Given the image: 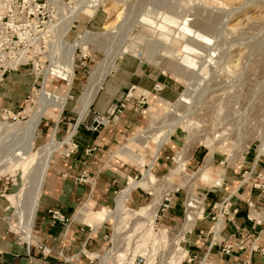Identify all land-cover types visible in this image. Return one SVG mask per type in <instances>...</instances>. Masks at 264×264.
I'll list each match as a JSON object with an SVG mask.
<instances>
[{"label":"rangeland","instance_id":"374dc122","mask_svg":"<svg viewBox=\"0 0 264 264\" xmlns=\"http://www.w3.org/2000/svg\"><path fill=\"white\" fill-rule=\"evenodd\" d=\"M9 1L11 5L0 10V60L11 56L17 45L26 54L21 60H28L27 65L34 68L37 78L28 100L17 111L0 113V179L7 181V193L27 189L24 174L35 156L14 167L7 163L28 140L26 125L38 115H52L49 111L57 104V94L66 97L63 110L58 120L47 117L41 121L34 142L35 148L43 145L52 130L56 141H61L75 126L71 144L65 145L67 150L54 155L55 167L61 156L69 157L79 150L80 137L85 138L86 126L96 124L93 120L97 114L107 122L99 124L96 134L118 124L122 113L115 110L109 114L112 105L108 111L98 113L93 104L112 78L119 58L134 55L175 81L180 94L176 100L168 101L145 92L149 107L141 104L144 111L138 113V132L128 138L136 131L132 128L100 153L106 155L122 144V148L130 144L132 153L122 155L129 162L113 157L112 165L117 167L120 163V168L135 180L143 178L142 171L152 163L155 178H150V187L158 190L136 186L132 192L141 194L132 197L129 207H147L148 212H156L155 217L145 221V217H140L143 212L137 215V210L123 205L114 207L120 189L110 203L97 202V209L92 211L83 204L81 212L87 214L91 226L111 220L107 221L112 234L107 248L116 259L118 255L129 261L139 255L143 264H198V258L184 260L187 250L183 233H193V227L189 230L188 214L183 223L185 203L190 208L188 212L195 211L202 197L203 212L204 194L215 188L211 186L226 166L238 169L248 157L264 158V0ZM72 53L74 73L68 86L59 76ZM93 88L94 99H85L81 105L82 93ZM79 112L85 115L77 121ZM169 131V141L178 137V147L168 151L167 158L162 147L154 159L150 146L158 144ZM136 135L140 140L151 138L143 144L134 141ZM90 147H94L92 154L98 152L94 145L84 149ZM180 150L185 152V164L179 158ZM195 151L202 160L186 164V157ZM209 154L212 158L206 165L208 175L201 178V165ZM158 159L167 160L168 164L157 170ZM166 193L173 198L169 208L161 210L160 202ZM229 206L221 208L227 210ZM12 211L13 208V219L16 211L13 216ZM219 213L217 209L210 214L213 219H205L210 221L208 227ZM181 251L185 252L183 256Z\"/></svg>","mask_w":264,"mask_h":264},{"label":"crops","instance_id":"0c3cea01","mask_svg":"<svg viewBox=\"0 0 264 264\" xmlns=\"http://www.w3.org/2000/svg\"><path fill=\"white\" fill-rule=\"evenodd\" d=\"M36 78L35 72L28 65L7 71L0 81V113L17 111L33 91ZM156 84H161L162 88L158 89ZM145 92L174 101L180 94V88L175 81L150 68L136 56L120 57L112 78L102 87L93 104L94 111L104 113L111 105L121 100L124 108L118 124L98 134L84 131L85 138L80 137L79 150L75 154L69 157L61 156L56 167V159H53L46 171L31 228L32 233L27 240L22 238L21 230L14 218L10 217L11 208L12 216L15 212L12 203L15 192L7 193L9 187L7 181L0 179V264L130 262L118 255L116 259V256L110 254L112 250L107 248L112 235L107 221L111 220L93 227L86 219L87 214L81 212V208L87 200L93 202L87 203L91 209H97L95 204L100 201L110 203L113 194L120 189L114 199L115 207L118 194L128 189L130 182L135 181L128 171L120 168V163L117 167L112 165L113 157L123 158L129 162L119 154L123 144L106 155L100 152L116 143L120 136L126 135L132 128L136 131L128 138H132L138 132L140 129L138 113L139 110L142 114L144 111L141 104L149 107ZM179 143L178 137H171L170 141L165 142L158 153L154 154V159L162 147H164L162 152H166L164 157H169L168 151H174ZM89 145L97 147L98 152L86 154L84 147ZM134 145L131 148H134ZM165 147L169 149L166 150ZM180 151L179 158L185 164L183 160L185 152ZM208 156L201 167L211 162L212 155ZM174 157L172 159L175 160ZM158 160L157 170L163 168L159 166L165 167L168 164L167 160ZM201 160L202 156L195 151L186 157V164L199 163ZM151 167L150 173L155 178ZM222 172L218 180L222 181V184L214 189H208L204 194L203 212L202 197L195 211L188 212L190 208L185 203L183 223L188 214L189 230L193 227V233L185 234L184 247L187 252L184 260L191 262L198 258V264H264V158L248 157L238 169L232 167L229 169L226 166ZM80 176L85 179L79 181ZM148 184L149 186L131 187L125 207L133 211L143 207L132 209L129 202L133 196L137 198V194H141L140 191L132 192L136 186L158 190L156 187H150L152 185L150 178H146V185ZM226 198L230 206L224 210L221 203ZM217 209L220 213L212 226L208 227L210 221L205 219H213L210 214ZM50 210H59L64 219H52ZM88 220L91 221L92 218L89 217ZM114 259L117 262H114Z\"/></svg>","mask_w":264,"mask_h":264},{"label":"bare ground","instance_id":"6f19581e","mask_svg":"<svg viewBox=\"0 0 264 264\" xmlns=\"http://www.w3.org/2000/svg\"><path fill=\"white\" fill-rule=\"evenodd\" d=\"M68 58L69 59L65 62V66L62 68V72H61V75L59 76V78L61 80L65 81L68 84V86H70L71 81H72V76L74 73V63H75L74 54L72 53L71 55H69ZM89 83H90V81H89ZM94 92H95L94 88L90 89V90L85 89V91L82 93V96L79 100V103L81 105H84L85 99H89L90 97L93 98L95 96V95H93ZM57 97L59 98L57 101V104L54 106V108L51 111H49V113H52V115H50V114H45V115H41V116L38 115L37 118H35L29 122V125H26L25 130H26V133L28 135V140L26 139L24 146L23 147L21 146L20 149L13 152L14 154H13L11 160H9L8 163L6 162L9 166L11 164L14 167L16 165L17 166L22 165V163H24L28 157L35 156V161L33 162V164H31L30 169H28V171L24 174V176H27V182H28L27 189L26 190L20 189L19 192L15 193L12 196V203H13V206L15 207V211H16V218H14V221L22 232V235H21L22 238L26 239V240L30 238V233H32L31 228L33 225L36 206H37L38 198H39V195H40V192L42 189V185H43V181L45 178L47 167L53 161L54 155L56 152H65L67 150L65 145L71 144V135L75 129V126H74L73 130L70 131L68 134H66L65 138L61 141H56V139L54 137V134H55L54 130H52L50 133L49 139L43 145H40L36 148L34 147V142L36 141V136H37L36 133H37V130H39L38 128H39L41 121L47 117L58 120V118H59V116L63 110V104L66 100V97L62 96L60 94H57ZM87 108H88V106H86L85 111H87ZM84 115H85V112L82 115H81V112H79V116H78L77 121L82 119L84 117ZM170 134H171V131L166 133V135L161 139V141L158 144L156 143L154 147L150 146L152 148L151 152L153 154L158 153L160 147L165 142H167L169 140ZM150 138L151 137H149V138L147 137L146 139L140 140L139 136L136 135L133 139H134V141H139V142L142 141V143L145 144ZM156 142H157V139H156ZM119 153H120V155H123V156H127L126 154L132 153V150H130V144L126 147H123L119 151ZM8 158H10V157H8ZM152 160H154V159H152ZM140 163L144 164V159H141ZM151 164L149 165L148 168H146L144 171H142L143 172V176H142L143 178H141L140 180H135V181L130 182L129 188L126 189L124 192L118 194L117 201H116V205L118 207H121L122 205H123L122 207L126 206L127 194H128V191L131 187H133L135 185H144V184H146V181H145L146 178L152 177V174L150 173ZM200 171L202 173L201 178H205L208 175L206 165H204L200 169ZM221 184H222V181L217 180L216 183L214 182V184H212L211 188L212 187H215V188L219 187ZM87 203L92 204L93 202L87 200V201H85L83 207L85 209H88L89 211L94 210V209H91ZM146 208L147 207H141L139 210H137L135 212L137 215H140L143 212L144 214H142L140 217H142V218L145 217L144 218L145 221H147L150 218H151V220H153L155 217L154 214L156 212L155 213L154 212H152V213L148 212L147 211L148 209H146ZM101 223H103V221H101V222L98 221L96 224H94L92 226L95 227ZM184 236H185V233H183V237ZM184 249H186V248L184 247ZM183 253H185V252L181 251L180 255L183 256ZM133 259H134V257H133ZM133 259H131L129 261L132 262ZM123 263H125V262H123ZM119 264H121V263H119Z\"/></svg>","mask_w":264,"mask_h":264},{"label":"built area","instance_id":"2783aa9c","mask_svg":"<svg viewBox=\"0 0 264 264\" xmlns=\"http://www.w3.org/2000/svg\"><path fill=\"white\" fill-rule=\"evenodd\" d=\"M11 1L13 3H19L20 1H25V2H28V3H32V2H36L37 0H11ZM36 4L39 5V3H36ZM10 5H11V3H10L9 0H0V10L1 11L6 6H10ZM14 46H15L16 51L13 52V54L11 56H9L8 58H5V59L0 60V81L3 79V76H4V74L7 71H10L12 69H15L18 66L27 65L28 64V60L27 59L25 61L21 60V56L22 55H25L26 56L25 52L22 51V50H18L17 45H14ZM32 69H34V68L32 67ZM35 74H36V72H35ZM36 77H37V74H36ZM156 87L158 89H160V88H162V85L161 84H156ZM27 100L28 99H25V102ZM119 107L120 108L121 107H124V103L122 101H120V103L118 105H112L111 106V109L109 110V114H113L115 112V110L118 111V112H120V113H122V110ZM93 121L96 122V124L95 125H90L89 127L86 126V130L91 131V132L98 131L99 124H101L102 121L107 122V119L104 116H100L99 114H97L94 117V120ZM92 150H94V147L86 148L85 149V153L86 154H90L92 152ZM84 179L85 178L83 176H80L78 178L79 181H83ZM170 200H171V197L168 195V193H166L162 197V200L160 202V209L161 210H165V209L169 208ZM227 201L228 200L226 198L221 203L224 208L227 205L230 204ZM50 214H51L52 219H54V220H56V219L63 220L64 219L62 213L59 210H50ZM115 264H119V263L117 262ZM121 264H143V258L142 257H139V255H138V256L134 257V259H133L132 262H128V263L125 262V263H121Z\"/></svg>","mask_w":264,"mask_h":264},{"label":"trees","instance_id":"16d2710c","mask_svg":"<svg viewBox=\"0 0 264 264\" xmlns=\"http://www.w3.org/2000/svg\"><path fill=\"white\" fill-rule=\"evenodd\" d=\"M93 133H95V132H93Z\"/></svg>","mask_w":264,"mask_h":264}]
</instances>
